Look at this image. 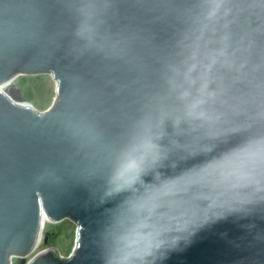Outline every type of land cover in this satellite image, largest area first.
Wrapping results in <instances>:
<instances>
[{
    "label": "water",
    "instance_id": "water-1",
    "mask_svg": "<svg viewBox=\"0 0 264 264\" xmlns=\"http://www.w3.org/2000/svg\"><path fill=\"white\" fill-rule=\"evenodd\" d=\"M87 3L96 5L91 18L81 12ZM210 3L0 0V264H12L13 255L20 264H109L125 234L164 227L161 246L136 264H264V203L235 212L216 208L207 219L201 211L195 224L178 230L181 212L193 204L208 209L211 201L197 197L220 191L186 184V177L264 136V121L241 115L218 125L213 137L177 135L169 123L166 158L142 176L135 195L165 183L174 185L173 193L151 214L128 216H122L125 202L134 193L110 194L138 122L177 104L166 65L192 15ZM252 61L264 64V33L256 37ZM38 73L57 82L56 100L45 111L14 83L19 74ZM258 76L264 82V68ZM46 217L78 223L75 248L70 257L47 248L26 261L41 242Z\"/></svg>",
    "mask_w": 264,
    "mask_h": 264
},
{
    "label": "clouds",
    "instance_id": "clouds-1",
    "mask_svg": "<svg viewBox=\"0 0 264 264\" xmlns=\"http://www.w3.org/2000/svg\"><path fill=\"white\" fill-rule=\"evenodd\" d=\"M203 7L207 10L192 15L177 42L173 58L166 65V84L169 91L178 96L177 104L156 115H146L138 122L126 162L113 176L110 194L134 193L133 198L125 202L127 207L122 216L145 211L151 214L160 206L161 197L173 193L174 185L165 183L135 195V186L141 183L142 176L166 158L168 149L163 141L169 123L177 135L198 132L213 137L218 125L241 115L250 121H264V103L260 102L264 82L258 76L264 64L252 61L256 37L264 33V3L211 0ZM95 9V4L87 3L81 7V12L91 18ZM234 26L240 31L234 30ZM225 181L229 183L225 185ZM185 183L220 191L197 197L211 201L208 209L201 210L193 204L181 212L182 223L178 230L195 224L201 211L207 219L208 211L216 208L235 212L245 205L264 203V136L250 138L238 151L186 177ZM123 222L122 218L118 220L119 225ZM164 231L168 229L155 228L145 235L125 234L109 264L143 262L161 246L158 237Z\"/></svg>",
    "mask_w": 264,
    "mask_h": 264
},
{
    "label": "rangeland",
    "instance_id": "rangeland-1",
    "mask_svg": "<svg viewBox=\"0 0 264 264\" xmlns=\"http://www.w3.org/2000/svg\"><path fill=\"white\" fill-rule=\"evenodd\" d=\"M14 83L22 89L24 98L31 102L39 111H45L52 106L57 97V82L50 73L19 74ZM77 223L66 217L58 222L47 220L44 224L41 242L34 251L26 256L28 261L39 251L50 248L61 255L69 256L76 245ZM49 232L48 241H44ZM20 257H13L12 264H20Z\"/></svg>",
    "mask_w": 264,
    "mask_h": 264
},
{
    "label": "built area",
    "instance_id": "built-area-1",
    "mask_svg": "<svg viewBox=\"0 0 264 264\" xmlns=\"http://www.w3.org/2000/svg\"><path fill=\"white\" fill-rule=\"evenodd\" d=\"M76 227H78V223H77V226ZM64 255H62V257H63ZM13 257H18V256H15V255H13L12 256V263H13ZM66 257H70V255L69 256H64V258H66Z\"/></svg>",
    "mask_w": 264,
    "mask_h": 264
},
{
    "label": "trees",
    "instance_id": "trees-1",
    "mask_svg": "<svg viewBox=\"0 0 264 264\" xmlns=\"http://www.w3.org/2000/svg\"><path fill=\"white\" fill-rule=\"evenodd\" d=\"M48 233V232H47ZM49 234V233H48ZM54 256H57V257H59V258H61V255H60V253L59 252H57V253H55V255Z\"/></svg>",
    "mask_w": 264,
    "mask_h": 264
},
{
    "label": "bare ground",
    "instance_id": "bare-ground-1",
    "mask_svg": "<svg viewBox=\"0 0 264 264\" xmlns=\"http://www.w3.org/2000/svg\"><path fill=\"white\" fill-rule=\"evenodd\" d=\"M47 220L51 221L50 218L46 217L45 220H44V224H45V222H46Z\"/></svg>",
    "mask_w": 264,
    "mask_h": 264
}]
</instances>
